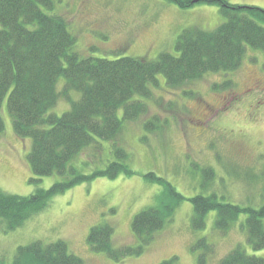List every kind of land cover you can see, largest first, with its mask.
Segmentation results:
<instances>
[{"label":"rangeland","instance_id":"1","mask_svg":"<svg viewBox=\"0 0 264 264\" xmlns=\"http://www.w3.org/2000/svg\"><path fill=\"white\" fill-rule=\"evenodd\" d=\"M228 1L264 8V0ZM47 12L65 17L76 36L74 49L81 56L108 59L127 55L153 60L163 51L177 53L176 41L183 29L194 25L213 29L224 21L215 4L184 8L169 0H59ZM158 79L153 98H140L148 104V112L126 121L120 138L134 172L77 184L55 195L44 211L10 232L3 231L5 224L0 219V255L5 264L12 263L20 245L59 239L84 264H161L173 257V264H197L200 250L194 245L201 238L215 248L209 263H217L237 246L249 254L264 255V248L254 250L248 242L246 212L226 234L216 229L214 210L207 214L205 227L195 229L191 200L197 194L214 192L222 201L241 207L257 209L264 203V53L249 46L236 70L209 72L178 87L168 86L163 74ZM227 80L231 84L223 87ZM64 84L65 78H59L57 90ZM71 95L79 99L81 94L73 90ZM7 100L8 95L2 105L5 129L0 134V188L29 195L36 187L30 183L33 172L27 158L32 139L15 133ZM69 108L70 103L60 97L48 112L61 115ZM154 114L161 126L151 132L143 122ZM119 116H123L122 109ZM99 141V153L88 147L73 163L85 172L105 167L114 154L109 141ZM204 167H212L216 173L208 189L202 185ZM148 172L164 177L184 195L172 218L139 255L117 261L94 251L88 235L100 223L113 225L115 247L139 243L132 230L133 218L147 206H158L164 189L163 184L147 180ZM39 178L38 186L48 188L61 176Z\"/></svg>","mask_w":264,"mask_h":264},{"label":"trees","instance_id":"2","mask_svg":"<svg viewBox=\"0 0 264 264\" xmlns=\"http://www.w3.org/2000/svg\"><path fill=\"white\" fill-rule=\"evenodd\" d=\"M57 1L0 0V134L5 129L2 105L8 95L15 133L32 139L27 158L33 172L30 183L36 186L29 195L0 188V219L6 233L21 227L44 211L55 195L77 184L100 176L116 178L134 172L120 138L126 121L137 120L148 112V104L140 98H153L159 74L164 75L168 86L178 87L209 72L236 70L249 46L264 53L263 7L228 0H169L184 8L197 3L215 4L224 21L213 29L197 25L183 29L177 37V53L163 51L153 60L127 55L115 59L84 57L74 49L76 36L69 30L65 17L47 12L55 9ZM61 77L65 78V84L59 91L57 82ZM229 83L227 80L222 85L227 87ZM73 90L80 92L79 99L72 98ZM60 97L70 103V108L61 115L48 112ZM143 125L155 132L161 121L154 114ZM99 140L111 143L114 158L103 168L85 172L73 161L88 147L99 153L102 150ZM55 173L61 179L48 188L38 186L40 176ZM202 173V185L208 189L216 176L215 170L204 167ZM145 177L163 184L164 189L158 206H147L133 218L132 230L139 243L115 247L113 225L100 223L88 235L94 251L105 252L117 261L139 255L172 218L184 195L155 172H148ZM191 200L195 229L204 228L207 214L214 210L215 227L226 234L240 214L246 212L248 242L254 250L264 248V203L257 209L241 207L222 201L214 192L197 194ZM194 249L200 250L197 264H264V255L249 254L241 246L217 263H209L208 256L215 248L206 238L199 239ZM175 258L161 264H173ZM0 264H5L1 255ZM11 264H84V261L69 252L67 243L59 239L18 246Z\"/></svg>","mask_w":264,"mask_h":264}]
</instances>
